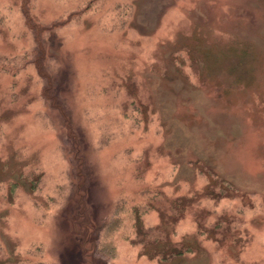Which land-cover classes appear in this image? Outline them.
I'll list each match as a JSON object with an SVG mask.
<instances>
[{
  "label": "rangeland",
  "instance_id": "374dc122",
  "mask_svg": "<svg viewBox=\"0 0 264 264\" xmlns=\"http://www.w3.org/2000/svg\"><path fill=\"white\" fill-rule=\"evenodd\" d=\"M0 264H264V0H0Z\"/></svg>",
  "mask_w": 264,
  "mask_h": 264
},
{
  "label": "trees",
  "instance_id": "16d2710c",
  "mask_svg": "<svg viewBox=\"0 0 264 264\" xmlns=\"http://www.w3.org/2000/svg\"><path fill=\"white\" fill-rule=\"evenodd\" d=\"M146 235H147L146 232L142 234L143 237L146 236ZM139 241H140V242H143V240H140V239H139Z\"/></svg>",
  "mask_w": 264,
  "mask_h": 264
}]
</instances>
